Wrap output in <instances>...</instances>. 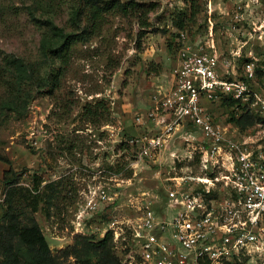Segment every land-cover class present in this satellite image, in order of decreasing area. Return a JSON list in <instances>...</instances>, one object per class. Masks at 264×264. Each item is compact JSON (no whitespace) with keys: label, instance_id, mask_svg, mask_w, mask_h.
Masks as SVG:
<instances>
[{"label":"rangeland","instance_id":"374dc122","mask_svg":"<svg viewBox=\"0 0 264 264\" xmlns=\"http://www.w3.org/2000/svg\"><path fill=\"white\" fill-rule=\"evenodd\" d=\"M109 1L97 0L101 5ZM133 1L141 7L105 12L100 30L74 43L62 62L41 56L42 22L50 19L66 32H79L88 23V0H0V223L3 173L11 167L20 185L29 188L33 177H40L41 186L49 184L47 201L40 202L36 212L26 209L24 222L33 218L39 225L58 264H75L74 249L86 255L88 244L109 229L114 254L123 264H137L124 258L139 210L162 207L171 180L204 173L199 132L183 124L165 136L159 150L142 159L123 143L133 136L164 133L163 112L148 115L154 113L156 98L170 87L177 64L176 21H184L191 39L213 45L222 60L231 56L238 65L264 62V0H197V7L186 0ZM75 9L81 11L78 26L71 23ZM7 55L40 65L41 76L49 80L50 72L60 68L57 86L30 88L31 98L20 112L5 107L3 102L12 97L5 82ZM207 105L221 114L216 103ZM239 111L227 108L221 118L229 123L230 134L264 160V121L256 115L252 125L241 127L233 119ZM217 160L208 175L221 179L226 166L222 157ZM101 186L107 198L97 213L87 214L84 203ZM261 227L264 230V219ZM239 262L264 264V243L241 255Z\"/></svg>","mask_w":264,"mask_h":264},{"label":"built area","instance_id":"2783aa9c","mask_svg":"<svg viewBox=\"0 0 264 264\" xmlns=\"http://www.w3.org/2000/svg\"><path fill=\"white\" fill-rule=\"evenodd\" d=\"M174 48L177 64L170 87L156 98L154 113L148 115L163 112L164 133L133 136L123 143L142 159L159 150L165 136L183 124L199 132L204 173H184L171 180L162 207L145 205L139 210L130 227L129 255L124 260L240 264L241 255L264 243V160L248 149L246 141L239 142L229 133L231 127L221 114L227 112L225 100L232 99L240 114L252 112L264 119V62L249 60L238 65L231 56L222 60L213 45L191 39L186 31L178 32ZM207 103H216L221 114ZM142 119L137 116V123ZM218 157L227 167L221 179L208 175ZM106 198L105 189L99 187L85 201V212L97 213Z\"/></svg>","mask_w":264,"mask_h":264},{"label":"trees","instance_id":"16d2710c","mask_svg":"<svg viewBox=\"0 0 264 264\" xmlns=\"http://www.w3.org/2000/svg\"><path fill=\"white\" fill-rule=\"evenodd\" d=\"M186 1H189L192 7L198 6L197 0ZM87 5L89 6L88 23L83 25L79 32H66L63 27L56 25L52 20H43L45 31L41 37L39 52L45 61L60 59L64 62L74 43L87 40L100 30L105 12L109 10L126 12L141 7L133 0L126 2L111 0L104 5L99 4L97 0H88ZM196 13L197 10L193 12V15ZM31 15L37 22L40 21L32 13ZM80 19L81 11L73 10L71 23L78 26ZM175 27L178 32L185 31L184 21L179 19L175 22ZM168 45L170 49L173 48L171 42ZM40 70V65L28 63L21 58L5 56V72L9 74L5 82L12 97L5 100L3 105L20 112V108L25 107L31 98L30 88L36 87L38 90L41 87H49L50 90L55 88L58 77L61 75V69L50 72L52 75L50 80L48 77L41 76ZM225 101H228L225 102L228 108L236 106L235 100L226 99ZM255 117L253 113L243 112L233 119L237 125L245 127L252 125ZM261 119L264 121L263 118ZM3 161L9 164L8 160ZM2 182L5 209L0 223V264H58L39 225L33 218L28 219L29 223L24 222L26 209L36 212L40 207V202L47 201L44 192L49 184L41 186V178L34 176L31 188L22 186L19 182V174L11 167L3 173ZM88 246L86 255L74 249L75 264H123L112 250L113 233L111 230H108L99 241L91 242Z\"/></svg>","mask_w":264,"mask_h":264}]
</instances>
